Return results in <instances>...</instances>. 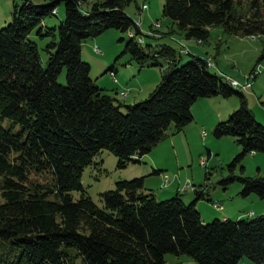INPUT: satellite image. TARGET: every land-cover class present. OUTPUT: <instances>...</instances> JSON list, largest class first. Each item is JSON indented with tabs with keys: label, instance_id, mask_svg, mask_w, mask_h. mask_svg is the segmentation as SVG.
Segmentation results:
<instances>
[{
	"label": "trees",
	"instance_id": "trees-1",
	"mask_svg": "<svg viewBox=\"0 0 264 264\" xmlns=\"http://www.w3.org/2000/svg\"><path fill=\"white\" fill-rule=\"evenodd\" d=\"M62 1L65 19L44 31ZM85 1L24 0L0 28V264H166L169 253L190 255L195 264H239L244 257L264 264V214L204 223L196 207L203 187L189 204L181 193L157 200L144 177L117 181L100 193V204L84 193L83 172L102 150L118 157L119 168L140 163L172 124L179 132L192 122L199 98L237 96L239 107L213 129L243 150L221 183L240 181L243 196L264 198V176L233 172L247 153L264 152V125L244 91L212 71L206 57L188 51L194 59L181 64L182 51L170 44L144 46L141 23L125 10L129 0L96 1L84 11ZM163 15L172 20L166 36L176 25L200 44L216 26L231 36H264V0H164ZM109 29L129 34L125 52L140 68L152 59L149 66L161 69L146 99L126 104L91 78L82 44ZM34 31L51 37L45 65Z\"/></svg>",
	"mask_w": 264,
	"mask_h": 264
},
{
	"label": "rangeland",
	"instance_id": "rangeland-1",
	"mask_svg": "<svg viewBox=\"0 0 264 264\" xmlns=\"http://www.w3.org/2000/svg\"><path fill=\"white\" fill-rule=\"evenodd\" d=\"M96 1L103 0H87L82 3L81 8L86 11ZM23 2L24 0H0V28L11 22L14 6H21ZM163 4L164 0H129L125 8L135 22L141 23L140 28L145 40L143 45L153 44L156 47L164 43L170 44L177 51H182L183 59L181 64H183L194 59L193 55L185 54L186 50L181 47L183 45L176 41L183 40L182 42L186 43L184 46L187 50H189L188 47L190 46V49L193 48L192 50H195L194 52L212 59L214 63L211 60L209 62L215 64V67L219 69L211 67L212 71L217 73L220 71L223 75L236 79L241 84H245L247 78L250 79L248 89H237L244 91L243 93L246 95L249 107L255 116L258 115V118L256 117L257 121L262 123L260 120L262 117L264 118V115H262L264 114V59L259 60V58L264 50V36L259 38L231 36L226 34L221 26H216L211 32L209 41L199 45L194 39H186L176 25V33L172 35L173 37L170 35L166 36L172 20L163 15ZM142 5L143 7L147 5L148 8L141 11L140 7ZM58 8L60 11L45 18V23L42 24L44 31L52 27L58 28L65 19V2L62 1L58 4ZM162 34L164 37L161 36ZM30 38L38 44L42 64L45 65L48 58L46 45L51 41V37H40L34 31L31 33ZM121 38H124V40H121ZM128 40V33L118 29H109L103 34L88 38L83 42L82 59L91 65V78L95 84L104 89L105 93L116 97L126 104H133L146 99L150 95L151 91L149 90H154L157 85H145L144 90L138 95V99L131 101V95L139 93V90L132 83L135 79L146 81L148 74H144V72L138 74L140 70L138 62L129 53L125 52V45ZM139 40L143 41L141 38ZM219 40H223L220 48L218 45ZM96 45L101 48L102 53L95 51ZM153 62L152 59H149L145 64L148 67ZM113 67L117 70V72H114V78L109 71ZM150 69H155V66ZM65 76L66 71L64 70L59 78L60 81L64 82ZM123 91L130 93L128 99V96L124 97L122 95ZM233 99L239 102L237 96L231 97V100ZM196 107V112L199 115L200 107ZM262 124L264 125V123ZM212 128L205 126L199 130L198 135L192 134L189 147L183 140L176 141V148L181 162L187 164L192 158V164L183 165L184 168H180L175 160L174 146L171 142V138L177 135L174 124L166 132L169 138L162 140L148 154L143 155L140 163H129L127 167L119 168L118 157L109 150H102L95 157L93 164L83 172L84 193L100 204V193L113 189L117 181L144 177L145 190L147 192H153L157 200L170 199L177 194V183L179 180L174 183L175 179L173 180V177L175 173H172L170 169H164L160 174L152 172L154 168L151 167L149 157L154 159L160 157L177 171L176 174L181 176L182 183L190 180L198 189L201 187L206 189L204 197L197 201V204L200 202V206L206 214L205 216L203 215L204 219L201 217L204 223H209L216 218L224 219L226 212L232 214V218H230L233 220L250 217L248 215L249 210L256 208L260 211L264 208V202L261 204L258 202L264 201V198H260L256 194L243 196L240 193L243 188V184L240 181H234L229 185L221 183V180L230 174L228 165L237 154L243 151L242 146L232 136L215 137ZM204 131L207 133L205 137L202 135ZM236 147L239 148V152L233 156ZM209 149L212 152L210 156H208ZM228 156H232L231 159H228ZM233 172L236 175L246 177L264 176V152H258L255 157L247 153L241 163L236 165ZM164 174H168L171 179V182L166 186L163 183ZM225 187H228L227 193H225ZM169 190L170 192L167 193ZM171 191H173V194ZM180 192L181 198L186 204L191 203L196 198V192L191 189L184 190L182 188ZM81 194V191H73L75 198H79ZM251 197H256L254 199L258 200L254 201ZM212 201L221 202L225 209L222 211L215 209ZM214 213L219 214V217H215ZM238 214H241L240 218L236 217ZM165 259L166 264H195V260L187 254L176 255L169 253ZM239 264H255V262L248 257H244Z\"/></svg>",
	"mask_w": 264,
	"mask_h": 264
},
{
	"label": "crops",
	"instance_id": "crops-1",
	"mask_svg": "<svg viewBox=\"0 0 264 264\" xmlns=\"http://www.w3.org/2000/svg\"><path fill=\"white\" fill-rule=\"evenodd\" d=\"M57 11H60V9L58 8L57 9ZM61 13H62V11H61ZM44 23H45V21H44ZM155 37V36H154ZM245 38H254V37H245ZM159 39V38H158ZM181 42L183 41V40H180ZM183 43V45H186V43L185 42H182ZM196 43L197 44H199L200 45V43H198L197 41H196ZM189 45V44H188ZM97 46V45H96ZM99 47V46H98ZM188 47V46H187ZM182 49V48H181ZM188 51L191 53V54H196V55H200V56H202L201 54H199V53H196V52H194L192 49H190V46L188 47ZM195 49V48H194ZM188 51H186V52H188ZM185 53V52H184ZM185 54H187V53H185ZM183 55V54H182ZM189 55V54H188ZM202 57H205V56H202ZM207 58V57H206ZM207 59H209V60H211L212 61V59L209 57V58H207ZM213 62V61H212ZM214 63V62H213ZM215 65V64H214ZM153 66H145V67H143V68H140V70L138 71V74H142V72H144V74L146 73V74H148V78L146 79V81H141V80H139V79H135L134 80V82L132 83L133 84V86L137 89V90H139V93H134L133 95H131V101H133V100H136V99H138V95L140 94V92H142L143 90H144V88H145V85H149V84H156V85H158V83L161 81V79H162V72H161V69L159 68V67H156L155 66V69H150V68H152ZM215 68H217V67H215ZM218 69V68H217ZM116 70V69H115ZM219 70V69H218ZM116 72H117V70H116ZM219 74H221V75H223L220 71H219ZM135 75V74H134ZM116 76H117V74H116ZM223 76H225V75H223ZM225 77H228V76H225ZM118 80V79H117ZM236 80V79H235ZM236 81H238V80H236ZM247 82H248V80H247ZM246 82V83H247ZM245 83V84H246ZM241 84V83H240ZM249 84H250V82H249ZM237 88H243V87H237ZM249 87H247L246 89H248ZM106 89V88H105ZM127 89H130V88H127ZM244 89V88H243ZM149 91H153V90H149ZM150 92V93H151ZM129 96H130V93L128 94V97H127V99L129 98ZM233 97V96H232ZM196 106H198V108L200 107V113H199V115L197 114V112H196V109H197V107ZM239 107V102L238 101H236V100H231V97H229V98H225V97H222V96H214V97H210V98H199L194 104H193V106H192V108H191V110H192V113H193V120H192V122H190L189 124H187L184 128H183V130L182 131H179V132H177V135H175V136H173L172 138H171V142H172V144H173V146H174V153H175V160H176V163H178L179 164V167L180 168H184V166L183 165H185V166H187L188 164L189 165H191L192 164V158H190V160H189V163H182L181 162V160H180V158H179V155H178V150H177V148H176V141H185L186 142V144L188 145V147H189V145H190V137L192 136V134H199V130L202 128V127H205V126H208L209 128H212V130L214 129V127H215V125L216 124H218L219 122H221V121H224V120H226L227 118H228V116L232 113L231 111H233V110H235V109H237ZM262 115H264V114H262ZM258 115H256L255 117H257ZM258 118V117H257ZM256 118V119H257ZM262 123H264V118L262 117V119L260 120ZM204 133H205V135H204ZM206 131H204V132H202V135H203V137H205L206 136ZM169 138V136H168V134H167V136L164 138V139H168ZM163 139V140H164ZM159 144V143H158ZM157 144V145H158ZM156 145V146H157ZM155 146V147H156ZM165 147H166V145H165ZM164 147V148H165ZM158 149V148H157ZM161 150V149H160ZM239 152V148L238 147H236L235 148V150H234V152H233V156L236 154V153H238ZM148 154V153H147ZM210 154H212V152H211V150L209 149V152H208V156H210ZM250 154H252L254 157L255 156H257V153H250ZM231 157L232 156H228V159H231ZM203 161V160H202ZM149 162L151 163V167L152 168H154L153 169V173H156V174H160L162 171H164V169H170V171H172V173H175V175H174V177H173V180H174V183H175V181L176 180H179L178 181V183H177V193H181L180 192V189H184V186H185V184H186V182H184V183H182L181 181H182V179H181V176L179 175V174H176V170L174 169V168H172L171 166H170V164H168V163H166V162H164L163 161V159L162 158H158V159H154V158H151V157H149ZM144 163H146V162H144ZM165 179H167L168 181L166 182L165 181ZM188 181H190V180H188ZM171 182V179H170V176L168 175V174H164V181H163V183H164V185L166 186L167 184H169ZM191 182V181H190ZM174 183H173V185H174ZM227 188L228 187H225L224 189L226 190L225 191V193H227ZM239 188H241V187H239ZM185 190V189H184ZM203 191L205 192L206 191V189H203ZM170 192V190L169 191H167V193H169ZM171 193L173 194V191H171ZM172 194H170V195H172ZM254 194V193H253ZM250 196H252V194H250ZM251 198H253V200L254 201H257L258 199H254V198H256V197H251ZM215 202H219V201H215ZM258 202H260V204L262 203V202H264V201H258ZM221 205H222V209L220 210V211H222V210H224L225 209V206L221 203V202H219ZM196 207H198V211L200 212V214H201V217L203 218V215L205 216L206 214H205V212H204V210H203V208H201V206H200V202H198V204H197V206ZM216 209V208H215ZM218 210V209H217ZM259 210H257L256 208L254 209V210H249V212H248V215H250V216H258V215H262V214H258V213H264V208H262V210H260L259 212H258ZM209 214V213H208ZM219 214H217V213H214V216L215 217H217ZM232 214H229V213H227L226 212V214H225V216H224V219H227V218H232V216H231ZM219 217V216H218ZM236 217H238V218H240L241 217V214H238V216H236ZM230 218V219H231ZM204 219V218H203ZM203 221V220H202Z\"/></svg>",
	"mask_w": 264,
	"mask_h": 264
},
{
	"label": "built area",
	"instance_id": "built-area-1",
	"mask_svg": "<svg viewBox=\"0 0 264 264\" xmlns=\"http://www.w3.org/2000/svg\"><path fill=\"white\" fill-rule=\"evenodd\" d=\"M147 8H148V6L147 5H144V7L142 9L143 10H146ZM156 22H160V21H156ZM181 47L184 48L186 51H188L184 45L181 46ZM95 51L98 52V53H102L101 48L98 47V46H95ZM209 64L211 66H215L211 62H209ZM110 73H111L112 77L114 78V72L111 70ZM249 78H250V76H249ZM226 80H227V82H230L232 85H236V86H239V87H243L244 89H246L247 87H249V82H250V79H248V78H247L248 82L246 84H240L238 81H236L235 79L230 78V77H226ZM128 94H129L128 91H123L122 92V95L124 97L128 96ZM204 135H205V133H204ZM165 181L167 182L168 180L166 179ZM184 189L185 190L191 189L193 191H196V190H198V187L194 183H192L190 181H187L186 184H185V186H184ZM212 204H213L214 208H216L218 210H221L222 209V205L219 202L212 201Z\"/></svg>",
	"mask_w": 264,
	"mask_h": 264
},
{
	"label": "bare ground",
	"instance_id": "bare-ground-1",
	"mask_svg": "<svg viewBox=\"0 0 264 264\" xmlns=\"http://www.w3.org/2000/svg\"><path fill=\"white\" fill-rule=\"evenodd\" d=\"M229 83V82H228ZM230 84V83H229ZM233 86H236V85H233Z\"/></svg>",
	"mask_w": 264,
	"mask_h": 264
}]
</instances>
